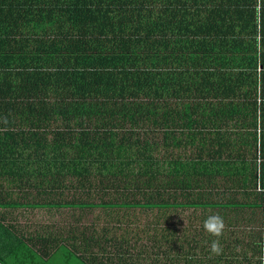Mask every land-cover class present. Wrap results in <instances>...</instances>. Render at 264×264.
I'll return each instance as SVG.
<instances>
[{"label": "trees", "instance_id": "1", "mask_svg": "<svg viewBox=\"0 0 264 264\" xmlns=\"http://www.w3.org/2000/svg\"><path fill=\"white\" fill-rule=\"evenodd\" d=\"M257 4L0 0L4 235L19 232L6 222L11 210L54 208L55 222L38 223L35 235L53 245L80 231L89 240L67 247L82 264H264V164L256 166L258 154L264 159V0L259 14ZM238 63L248 68L226 70ZM245 151L253 187L227 201L223 252L197 243L191 228L175 239L165 195L175 208L195 205L194 176L244 161ZM105 220L133 232L117 240Z\"/></svg>", "mask_w": 264, "mask_h": 264}, {"label": "crops", "instance_id": "2", "mask_svg": "<svg viewBox=\"0 0 264 264\" xmlns=\"http://www.w3.org/2000/svg\"><path fill=\"white\" fill-rule=\"evenodd\" d=\"M234 148L235 147H233V152H235ZM230 149L231 148L229 147L228 150L230 151ZM228 150H226V152ZM243 154L245 156L244 161H237L235 163L232 162L230 164H227V167L217 165L218 170L215 168V165L214 167H212V171H205L203 173L198 172V174L194 176V179H192V184L195 186V188H200V190L199 192H197V195H193L192 191L188 202H193L195 203V205L175 208L173 207L174 204L172 202V197L168 196V194L165 195L167 203L170 202L169 207L165 209V215L168 216L165 222L166 225H168L174 232L176 236L175 239L181 237L186 229L191 228L197 234V243L205 246L211 244V241L215 239V237L211 236L209 233L203 230L204 220L209 215L213 214H219L224 218V220H226V216L229 217L233 213L232 211H230L231 209L229 210V208L226 207L227 201L242 200V198L246 195V192H249V190H251L253 187V172L251 171L249 164H246L245 162L249 161L250 154H248L246 151L243 152ZM201 189L202 194L200 193ZM199 197L201 198V200L198 199ZM250 198L251 197H249V199ZM178 199L179 201H185L184 196H179ZM97 208L98 207L94 209ZM18 209H23L26 213L29 212L25 211L26 208ZM37 209H39V211L42 212L43 215H46V217L50 216V220L55 222L52 215V209L33 208L30 209V211ZM101 211L103 210L101 209ZM100 213L101 212L97 214ZM23 217L26 219L22 221L23 223H21V225L24 224V221L28 222L29 224L32 220V224L35 223L31 232L28 228H26L25 231H21L22 233H25V235H20V238H26V241L29 242L28 248L31 254L39 255L40 253L41 256L43 255V257L48 258L50 256L46 255L51 253L53 250H56L55 244L57 243H59V245L63 244V246L67 247V243L83 244L86 242L85 240H89L88 237L80 235V231H74L77 234L76 236H74L75 239H69L67 237L61 238L57 236L56 239L58 240V242H55V244L51 245L49 243H46L51 239V237H49V239L44 242L42 236L35 235V232H40L39 226L37 224L48 222L49 220L37 221L36 219L35 221V219L27 218L24 213ZM12 220L15 221V219L11 217L6 222L12 223ZM120 222L122 224V221ZM97 227L99 228V226ZM91 240L95 239L91 238ZM67 249L70 251L72 250L70 247H67Z\"/></svg>", "mask_w": 264, "mask_h": 264}, {"label": "rangeland", "instance_id": "3", "mask_svg": "<svg viewBox=\"0 0 264 264\" xmlns=\"http://www.w3.org/2000/svg\"><path fill=\"white\" fill-rule=\"evenodd\" d=\"M194 61V60H193ZM193 64V62H192ZM191 61L190 63L187 62V68L191 69L193 67H189L192 65ZM239 65L235 67V65L226 67L227 71L230 72H236L238 69H247L248 66L245 63H238ZM209 65H211V63H209ZM214 66V65H213ZM215 67V66H214ZM215 68H220L219 66H216ZM234 68H238L237 70H235ZM52 98V97H51ZM6 185H8V183L6 182ZM9 187H11L9 185ZM17 194L19 193V191H15ZM19 195V194H18ZM7 198V197H6ZM9 200L16 199V195H11L10 197H8ZM28 199H31L30 197ZM33 208L27 207L25 211H29V212H24L23 209H13L11 210V215L12 217L15 219V221L12 220V224L15 226V229H18L17 233L14 234V236L8 237L6 235H4V230L0 227V264H82V262L79 261V258L72 253L73 251L71 250L70 256L67 258V256H63L62 253L59 250H53L51 253H49L46 256H50L48 258L43 257V255L41 256L40 253L38 254H31L29 252V242L26 241V238H20V235H25V233H22L21 231H25L26 228L29 229V231H32L33 226L35 225V223L32 224V220L31 223L28 224V222L24 221V226L21 225V223H23L22 221L26 218L23 217V213L25 214V216L27 218H31V219H37V221H45V220H50L51 217L46 215H43L42 212L39 211V209L37 210H31ZM54 209V208H53ZM52 209V211H53ZM5 210V208H0V211ZM73 210H68V209H64L62 213L67 214L69 213L71 216H73ZM92 212L94 213H99L102 212L100 208L97 209H92ZM78 214H80L81 212H76ZM85 214V213H84ZM101 215H103V213H100ZM128 214V213H126ZM141 214V213H140ZM1 215V214H0ZM129 215V214H128ZM9 216H7L8 218ZM85 219H87L86 221H88V217H86ZM148 220H150L148 218ZM8 221V220H7ZM152 222V221H151ZM102 226H99V228H101ZM103 227L107 228V232L111 231L110 233H108V236L111 235H115L117 238V240H119L121 238V233H123L124 231L132 234V229L134 228L132 225V229L129 227L124 226L121 223L116 222L115 220H111V222L109 224H106V220H105V224H103ZM11 230V229H10ZM13 230V229H12ZM44 230V229H43ZM21 232V234H20ZM91 232V231H90ZM42 233V232H41ZM101 233V232H100ZM45 235V234H44ZM136 244H134V250L135 249H140V244L143 243V239L134 242ZM56 245V244H55ZM57 246V245H56ZM150 244H147V249L149 248ZM112 247H116V244H113L112 246H110L108 244L107 246V251H112ZM151 247V246H150ZM129 250H131V244L127 243V247ZM143 249V248H141ZM179 250V249H177ZM137 251V250H135ZM162 264V261L161 263Z\"/></svg>", "mask_w": 264, "mask_h": 264}, {"label": "clouds", "instance_id": "4", "mask_svg": "<svg viewBox=\"0 0 264 264\" xmlns=\"http://www.w3.org/2000/svg\"><path fill=\"white\" fill-rule=\"evenodd\" d=\"M260 5L259 0L257 4V13L259 14ZM261 37L257 36V46L259 48V41ZM264 101H260L258 99V103H262ZM258 146H259V139H258ZM264 164V159L261 158V156L258 154L257 160H256V166H257V172L259 173L261 171V165ZM203 228L204 230L209 233L211 236L215 237L211 241L210 244V252L214 255H220L223 252V247L220 243V237L223 235L225 223L224 218L219 214H213L209 215L203 222Z\"/></svg>", "mask_w": 264, "mask_h": 264}]
</instances>
